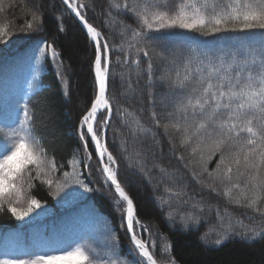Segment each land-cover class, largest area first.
<instances>
[{
  "label": "snow or ice",
  "instance_id": "6c2138e0",
  "mask_svg": "<svg viewBox=\"0 0 264 264\" xmlns=\"http://www.w3.org/2000/svg\"><path fill=\"white\" fill-rule=\"evenodd\" d=\"M112 7L129 14L138 24L137 28L125 25L122 30H131L132 43L127 44V48L123 42L110 46L104 32L89 21L88 5L83 0H61L60 15L56 17L60 21L59 31L63 32V16L72 15L93 49L90 63L93 95L76 129L83 156H79L77 148L72 155L78 159L56 158L55 149L39 134L40 113L27 93L0 103V214L7 211L24 225L47 212V203L33 194L37 191L36 181L47 186L53 197L64 189L81 196L102 189L114 190L117 197L113 201L114 210L120 217L121 229L129 238L128 252L132 259L120 258L118 234L109 229L106 257L94 254L90 247L78 242L65 244L43 236L26 245L9 246L7 233L0 234V264H62L69 259L75 264H176L173 257L166 261L157 259V245L152 240L154 233L138 218L134 200L122 186L117 157L109 150L108 130L114 110L122 120L131 115L127 109L117 107L116 97L109 95L110 81H114L116 75L112 72V53L117 50L124 53L122 63L126 65L131 59L128 49H135L136 58L131 59V63L138 69L137 75L146 73L148 76L150 107H155V93L151 90L154 80L159 79L168 86L167 104L174 110L167 113V122L161 125L158 114L152 111L154 127L145 128L136 120L139 132L149 133L156 141L159 129L163 128V134L169 137L170 154L181 162L187 161L184 167L197 184L212 192L218 191L213 185H221L229 203L250 209L264 220V0H124L122 4L109 6V16ZM43 17L41 7L34 5L31 18L20 31L29 36L42 32ZM193 33L212 39L198 43ZM14 35L0 26V47L10 44ZM174 35L180 38L171 40ZM25 51L29 52V59L37 70L44 67L42 61L45 60L54 67H63L61 53L46 39L41 38L31 50ZM154 57L170 66L158 78ZM145 60L147 66L141 69ZM116 61L121 62V57L117 56ZM173 70L175 75H172ZM57 76L62 84H68L62 72L58 71ZM28 84L33 88L35 80ZM169 129L179 134V148L183 152H176L177 145L172 142ZM93 155L97 160L95 168L90 163ZM213 160L216 167L210 169ZM78 165H82L79 171L76 170ZM68 167L72 168L71 172L64 170ZM154 167L168 174L161 166ZM94 172L101 174V187L92 186L96 183L91 179ZM145 176L151 182L147 173ZM186 188L184 184L179 190L165 187L164 191L169 197L179 198L188 195ZM189 200L194 201L195 197ZM183 203L187 205L188 200ZM160 207L162 210L163 205ZM191 207L199 212L205 210L202 202H194ZM212 207L223 228L222 232H217L219 238L213 244L219 246L230 237L252 242L264 238V226H248L236 221L233 227L231 221L224 223L227 208L209 206L208 210ZM166 218L172 227L171 217ZM188 219L198 220V217L189 213ZM188 226L185 222L184 230ZM144 233H148L147 238ZM201 239L208 243L204 236ZM69 247L71 251L66 250Z\"/></svg>",
  "mask_w": 264,
  "mask_h": 264
},
{
  "label": "trees",
  "instance_id": "16d2710c",
  "mask_svg": "<svg viewBox=\"0 0 264 264\" xmlns=\"http://www.w3.org/2000/svg\"><path fill=\"white\" fill-rule=\"evenodd\" d=\"M83 2L88 5L86 11L89 21L104 32L110 46L121 45L123 42L124 47L127 48V44L132 43L131 30L123 32L122 30L125 25L137 28L136 20L129 14L118 12L115 7L111 9L112 15H108L110 5L122 4L124 0H83ZM34 5L40 6L44 13V30L29 36L20 29L31 18ZM0 7L3 8V11H0V26L5 27L8 32L15 33L10 44L0 47V74L3 75L0 77V92L4 94V100L8 101L5 95L10 97L12 94L15 100L27 93L32 99L33 107L40 113L39 134H42L47 144L55 149L56 158L61 161L78 159V156L72 155L73 150L79 148V156H83V146L78 139L76 129L81 116L90 106L93 95V75L90 72L93 49L85 32L70 14L63 16L64 31H59L60 21L56 17L60 15V0H0ZM191 35L198 43L212 39L199 33ZM41 38L54 43L61 53L62 68L54 67L49 60H45L42 61L44 67L37 70L34 62L29 59V52L25 50H31ZM179 38L178 35L170 37L171 40ZM128 51L131 59H135V49ZM117 56L121 57V62L116 61ZM19 57L22 58L23 64L20 68H12L10 64ZM123 57L122 51L117 50L112 53V72L116 75L114 81H110L109 95L116 97L117 107L121 110L127 109L131 115L122 120L114 110L108 130L109 150L117 157L122 186L133 198L138 218L154 233L152 240L157 245L155 249L157 259L166 261L169 257H173L176 264H264V238H257L252 242L239 237H230L219 246L212 243L219 238L217 232H222L223 228L217 220L215 207L209 211V206L227 208L228 215L225 216L224 223L231 221L233 227H236V221L247 222L251 226H264V220L256 215L250 216L252 214L250 209L229 203L223 196L221 185H213L218 191L212 192L207 187L197 184L192 179L190 171L184 167L187 161L181 162L170 154L169 137L163 134V128L159 129L156 141H153L149 133L139 132L135 124L136 120H139L143 127L152 128L154 122L151 112L155 111L163 125L167 122V113L173 112L174 109L171 104H167L168 86L162 84L159 79H155L151 85V90L155 93V107L149 106L147 74L137 75L138 69L132 65L131 59L125 65L122 63ZM153 62L157 78L170 67L167 62L157 57H154ZM146 66L145 60L140 68ZM58 71L67 78V85L62 84L61 79L58 78ZM172 75H175L174 70ZM8 78L13 80L14 84H10ZM30 80H35L33 88H29ZM7 90H10L11 94H5ZM133 130L136 131L135 136ZM169 132L172 142L177 145L176 152H183L184 150L179 148V134L172 132L171 129ZM122 148L124 151H121ZM92 149L90 144L89 150ZM96 162L93 155V160L90 162L93 168L96 167ZM154 165L161 166L168 174L162 173ZM209 167L210 169L216 167L215 160L210 162ZM81 168L82 165H78L76 170L79 171ZM64 170L71 172L72 168L68 167ZM145 173L151 182L146 178ZM100 175L97 172L93 173L91 179L96 183L92 186L101 187ZM201 179L211 183L206 177ZM36 184L37 191L33 194L37 199L47 203V212L30 223L20 225L10 213L4 211L0 214V234H29V229L34 226L46 230L45 234L41 235L38 230L34 231V234H39L40 238L49 234L51 238H47L58 241L55 239L57 236L51 234H64L62 231L64 228L66 237L61 241L62 243L71 244L75 241L86 248L90 247L94 254L106 257L108 253L105 241L109 234L108 230L111 229L119 237L120 258L132 259L128 252L129 239L121 229L120 217L114 210L113 201L117 197L113 190L102 189L101 192L83 193L81 196L64 189L58 196L53 197L49 195L51 190L47 186L40 185L39 181H36ZM184 184L187 185V196L169 197L164 191L165 187L179 190ZM77 191L82 192L80 189ZM236 195L237 193L234 192L233 196ZM192 196L195 197L194 201L189 200ZM166 200L168 203H165ZM184 200H188L187 205L183 203ZM194 202H202L205 210L199 212L193 209L191 204ZM160 205H163L162 210ZM74 212H77L76 215L70 217L69 214ZM189 213H194L198 220H189ZM68 216L69 218L66 219ZM168 216L171 217L172 227L169 226L170 222L166 218ZM185 222L189 225L187 230H184ZM96 225L98 229L94 230ZM236 230L242 229L236 228ZM143 235L144 238L148 237V233ZM202 236L208 243L201 239ZM169 245L170 251H168ZM66 250L71 251V247Z\"/></svg>",
  "mask_w": 264,
  "mask_h": 264
},
{
  "label": "rangeland",
  "instance_id": "374dc122",
  "mask_svg": "<svg viewBox=\"0 0 264 264\" xmlns=\"http://www.w3.org/2000/svg\"><path fill=\"white\" fill-rule=\"evenodd\" d=\"M22 64H23L22 58L19 57V58H16L15 60H13L12 64H10V66L12 68H20ZM4 69H6V66L4 67ZM17 70H19V69H17ZM11 77H13V75H11ZM3 102H5V100L3 99V96L0 94V103H3ZM253 215H255V214L252 213L250 216H253ZM244 221L246 222V220H244ZM243 225L251 226L247 222L243 223ZM62 231L64 234H51V235L57 236V237H55V239H57L58 242L64 241L65 237H66L65 229L63 228ZM46 236L51 238L49 236V234H46ZM39 239H40L39 234H11V235H8V244H9V246H16L17 244H25L26 245V244L38 241ZM0 243H2V241H0ZM11 243H13V244H11ZM58 254H61V253H58ZM74 262H75L74 260L69 259L67 261L62 262V264H74Z\"/></svg>",
  "mask_w": 264,
  "mask_h": 264
}]
</instances>
